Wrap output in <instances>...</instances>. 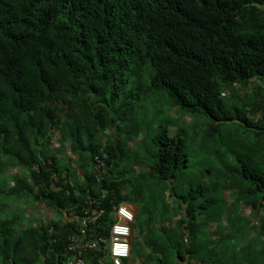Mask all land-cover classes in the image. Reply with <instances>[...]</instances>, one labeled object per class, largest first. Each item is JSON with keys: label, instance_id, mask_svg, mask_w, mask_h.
Instances as JSON below:
<instances>
[{"label": "trees", "instance_id": "trees-1", "mask_svg": "<svg viewBox=\"0 0 264 264\" xmlns=\"http://www.w3.org/2000/svg\"><path fill=\"white\" fill-rule=\"evenodd\" d=\"M183 118L203 119L216 160L236 163L216 188L262 208L264 0H0V264H62L84 209H103L89 229L108 234L113 207L143 203V187L177 196ZM36 205L67 218L40 220Z\"/></svg>", "mask_w": 264, "mask_h": 264}, {"label": "crops", "instance_id": "crops-1", "mask_svg": "<svg viewBox=\"0 0 264 264\" xmlns=\"http://www.w3.org/2000/svg\"><path fill=\"white\" fill-rule=\"evenodd\" d=\"M126 145L125 154L129 153L128 159H136L129 152L136 150L135 143L130 141ZM136 154L137 157H142L144 152L139 150ZM65 156L72 158V162L64 158L61 163L71 162V169L76 171L74 167L78 157L69 156L66 152ZM128 168L130 169V163L126 164V169ZM139 168L132 166L136 174L144 169L142 166ZM75 177L76 182L80 183L76 172ZM173 196L175 198L169 199L170 204L161 211L160 207L153 210L154 207L147 208L148 205L143 203H121L134 214L130 258L126 264H264V215H256L253 221H235L230 223V226L224 222V218L203 221L200 215L195 221L193 211L190 209V213L188 212V204L183 200L179 201L176 195ZM147 201L155 202L154 199ZM140 211L144 212L141 217ZM41 212L43 218L45 217L43 220L55 215L58 221L67 218L65 212L62 211L61 215H58L56 211H45L43 206L39 210L40 214ZM246 212L251 215L250 211ZM33 215L41 218V215L36 213ZM233 225L245 228V231L241 232L243 236L234 235L235 230H229L233 229ZM83 257L86 258V252ZM162 260L165 261L161 262Z\"/></svg>", "mask_w": 264, "mask_h": 264}, {"label": "rangeland", "instance_id": "rangeland-1", "mask_svg": "<svg viewBox=\"0 0 264 264\" xmlns=\"http://www.w3.org/2000/svg\"><path fill=\"white\" fill-rule=\"evenodd\" d=\"M142 109H147L148 112L151 111L148 105L146 107H143ZM165 113H168L169 115L172 113L173 117H177V114H174L171 110H165ZM146 117L149 119V114H146ZM203 123L204 120H199V118L194 122V124L190 121L189 118H183L180 122V125L184 127L186 131V145L189 157L188 167L183 168L182 173L179 174L180 178L178 179L176 187L174 189L177 193L178 200H182L181 196L184 194L185 189L189 190L190 195V193L192 192L191 187H193L196 190V194L193 197V203L197 207L196 213L198 212V210H200V213L203 218L202 220L204 221L205 219L211 221V219L224 218V222H226L229 226L230 223L232 224V222L235 221H253L256 215H258L259 217L260 215H264V206L251 212L250 210L244 208L242 204H237L235 202V199L237 197L236 195H230L228 192H225L226 190L222 189V191L221 189L219 190V188H216V186L221 185L222 182V180H219L218 178V171L224 173L226 172L225 170L227 166L235 167L236 163L232 157L228 156L222 157L223 162H221V160H216L219 158L218 156H216L215 153H211V148L216 151H220L221 153H223V150H221L222 148L217 144V142L209 143L208 140L204 139V132L206 129L203 128ZM171 129H173V127ZM58 138L59 137H56V140ZM56 140L52 141L53 144ZM66 153L68 154L69 151H67ZM213 167L215 168L214 171L211 170V168ZM137 168L140 169L139 166H137ZM137 174L134 171H131L129 175H127V178L131 182H134L135 178L137 177ZM159 183L160 184H157L158 187H143V189H145L143 196V205H148L147 208L154 207L152 208L153 210H155V208L157 207H160L161 211L163 207L168 206L170 204L169 199L173 200L175 196H169L170 189L168 188H170L171 186L169 182L166 181L165 183ZM215 188L218 189V191H215ZM147 189H151V191H147ZM251 196L254 195H250L248 196V198ZM148 199H154L155 202L151 203L150 201H147ZM41 208L42 205H36V210L34 213H36L37 215H41L42 219L40 220H43L45 218H43V212H41V214L39 213V210ZM206 208L209 212H205ZM48 210L50 211L51 209ZM48 210L45 209V211ZM246 211H250L251 215H249ZM8 213H11L10 210L8 211ZM143 213L142 211H140L139 217H141ZM209 214L211 215V217ZM232 227L233 229L229 228V230H235L240 234L241 232L245 231V228L243 227L240 228L234 225ZM255 229H257V227Z\"/></svg>", "mask_w": 264, "mask_h": 264}, {"label": "built area", "instance_id": "built-area-1", "mask_svg": "<svg viewBox=\"0 0 264 264\" xmlns=\"http://www.w3.org/2000/svg\"><path fill=\"white\" fill-rule=\"evenodd\" d=\"M68 144V143H67ZM99 167L104 168V163L99 161ZM105 169L101 172L104 174ZM81 178L80 172L77 173ZM91 206V205H90ZM91 210V211H90ZM103 214V209L97 205L94 209H84L80 218V232L70 236L66 245V258L62 264H87L83 257L85 252H93L99 263L126 264L130 258L131 230L134 214L124 204L113 207L114 222L105 228L108 234L102 230L89 229ZM81 239V240H80ZM118 246H125L118 248Z\"/></svg>", "mask_w": 264, "mask_h": 264}, {"label": "clouds", "instance_id": "clouds-1", "mask_svg": "<svg viewBox=\"0 0 264 264\" xmlns=\"http://www.w3.org/2000/svg\"><path fill=\"white\" fill-rule=\"evenodd\" d=\"M123 247H125V246H118V248H123Z\"/></svg>", "mask_w": 264, "mask_h": 264}]
</instances>
